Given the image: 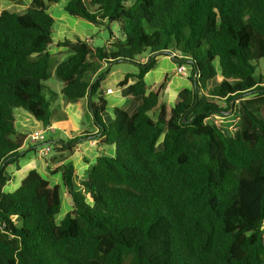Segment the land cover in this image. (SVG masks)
<instances>
[{"label": "trees", "instance_id": "trees-1", "mask_svg": "<svg viewBox=\"0 0 264 264\" xmlns=\"http://www.w3.org/2000/svg\"><path fill=\"white\" fill-rule=\"evenodd\" d=\"M56 2L0 11V264H264V0H65L69 16L108 28L102 46L77 35L55 43ZM52 46L70 51L54 66L60 94L90 96L97 128L53 148L71 198L59 222L60 187L37 170L4 190L27 138L15 110L51 123ZM173 54L190 86L167 108V78L147 92L144 76ZM118 62L135 68L118 86L138 106L104 119V68ZM231 108L233 134L210 119ZM97 135L114 154L103 151L77 183L73 142Z\"/></svg>", "mask_w": 264, "mask_h": 264}, {"label": "crops", "instance_id": "crops-1", "mask_svg": "<svg viewBox=\"0 0 264 264\" xmlns=\"http://www.w3.org/2000/svg\"><path fill=\"white\" fill-rule=\"evenodd\" d=\"M1 10L2 9L0 8V11ZM79 23L80 22L76 20L74 22L75 26H72L76 29V26L81 25ZM86 23L91 28H94L93 31L91 28L89 29L90 33H95L98 31L95 25L89 22ZM66 29V31H68L71 29V26H66ZM75 29L73 31H76ZM55 32L56 28L54 26V35ZM74 36H76V34L72 35L71 37L65 36V34H63L60 36L61 38L58 41L65 37L73 39ZM69 53L70 51L67 50L66 54L63 55V57H61L59 60L66 58ZM177 62L178 61L174 60L171 55H159L155 59V65L149 69V71L144 76L147 92L156 91L165 77L167 78L166 86L161 92L160 98V100L166 104L167 108L173 106L178 98V92L182 88L190 86V82L187 78V71L184 74H179L176 72V68L178 66ZM104 69H109V74L104 78L100 86L102 97L106 100V111L103 116L104 119H110L113 117L112 111L115 107H119L125 109L129 113H133L138 106V102L123 98L121 94V88L118 86V83L123 79L126 73L133 72L135 68L131 65L125 66V69L122 70L113 69L112 64H109ZM216 77V83L220 82L222 77L219 74H217ZM131 82L132 81H130V83ZM209 86H211V83ZM61 87L62 85H59V90H61ZM107 88H111L112 92L107 93ZM90 101L91 98L85 97L76 103H69L65 101L62 95L59 93V98L56 101L57 104L55 103L56 106L54 107V112L50 123V125L53 127V130L47 132L51 135L48 138L46 136V140L44 142L37 144L30 143L27 138L25 139L21 147L20 156L16 161L9 164L7 167V172L10 175V179L4 186L5 191L10 192L15 190L27 173L30 170L35 169L44 178L49 180L51 185H58L60 187L61 198H64L67 204L65 213L70 210L71 198L70 200L68 199L69 196L61 185V171L58 170L61 162L56 160L57 155L53 148L56 147V144L60 141L67 142L69 140H73L75 136L83 134L85 131L96 134L97 128L93 125L92 116L89 111V105L91 104ZM15 117L18 129L25 135H27V133L30 131L45 128V126H43L40 121L33 119V117L24 110H15ZM224 127L227 128V126ZM58 129H60L61 132L56 135V130ZM100 140V136L97 135L93 138L83 139L80 142H73L75 147L73 148V152L69 157V160L75 167V181L77 183L83 181L86 178L89 166L96 161L97 157L100 156L103 151L106 152L110 150L106 149L105 144H102ZM43 144L51 145V151L44 157L40 156L38 153L39 146ZM113 149L114 148L112 147L111 151ZM54 170L57 171L53 172Z\"/></svg>", "mask_w": 264, "mask_h": 264}, {"label": "rangeland", "instance_id": "rangeland-1", "mask_svg": "<svg viewBox=\"0 0 264 264\" xmlns=\"http://www.w3.org/2000/svg\"><path fill=\"white\" fill-rule=\"evenodd\" d=\"M30 2V0H26L24 2V4H15L10 0H0V8L1 9H10V10H14V11H18V12H23L26 9V6L28 5V3ZM64 5H65V0H58V2L56 3H49L48 4V12L52 15L53 19H54V25L56 28V32L54 35V40L55 43L61 38L60 36L65 34V36L71 37L72 35H79L82 38H86L88 40H90L91 38H93V42L95 45L97 46H102L105 42V40L108 38L109 36V30L107 27L105 26H99V25H95L96 28L98 29L97 32L95 33H90L89 29L91 28L86 21L82 20V19H77L75 17L69 16L67 14V12L64 10ZM79 21L81 25L76 26V29L72 26L74 25L75 21ZM70 25L71 29H69L68 31H66V26ZM75 26V25H74ZM110 29L116 34L118 35L116 26L114 24H111ZM76 31H73V30ZM92 31L94 30V28H91ZM68 49H66L65 47H57V46H52V48L50 49V53L51 55L54 57L53 63H52V68H51V76L49 77V79L45 82V84L49 85V87L53 90L56 91L57 93H60L59 90V85H62V83L54 76V66L55 63L61 58L63 57V55L66 54ZM125 66H131L130 64L127 63H114L112 64V68L113 69H125ZM260 73L263 75L264 77V59L259 61V66L257 67V74ZM217 82V77H215L214 79V83ZM68 102V101H67ZM69 103H73V102H69ZM57 104V103H56ZM56 104L53 105V112H54V107L56 106ZM18 115V114H17ZM228 116L226 117H221V116H216L214 115L213 117H211V121L215 122L219 125L222 126H227V130L229 133L233 134L236 129H237V118L234 116H229L230 114L227 113ZM60 129L56 130V135H58L60 133ZM50 133H46L47 138L50 136ZM106 149H110L108 151H106L109 154H114V149L111 151L112 147L105 145ZM157 147L160 148L161 147V138L159 139L158 143H157ZM66 200L64 198H61V210L60 213L57 215L56 220L57 222L60 221V219L62 217H64L65 215V211H66Z\"/></svg>", "mask_w": 264, "mask_h": 264}, {"label": "built area", "instance_id": "built-area-1", "mask_svg": "<svg viewBox=\"0 0 264 264\" xmlns=\"http://www.w3.org/2000/svg\"><path fill=\"white\" fill-rule=\"evenodd\" d=\"M174 57V54L171 55ZM176 72L179 74H184L186 72V67L184 65H179L176 68ZM107 93H111L112 89L111 88H107L106 89ZM53 127L49 124L47 126H45L44 129H39V130H33L27 133L26 137L28 139V141L30 143H42L46 140V133L48 131H52ZM51 151V145L48 144H43L39 146V150L38 153L40 156L44 157L47 153H49Z\"/></svg>", "mask_w": 264, "mask_h": 264}, {"label": "water", "instance_id": "water-1", "mask_svg": "<svg viewBox=\"0 0 264 264\" xmlns=\"http://www.w3.org/2000/svg\"><path fill=\"white\" fill-rule=\"evenodd\" d=\"M173 57V56H172ZM173 59L174 60H177V58L176 57H173ZM90 97V96H89ZM231 107H232V105H231ZM227 113L228 114H231L232 113V108L229 110V111H227ZM68 199L70 200V197H68Z\"/></svg>", "mask_w": 264, "mask_h": 264}]
</instances>
